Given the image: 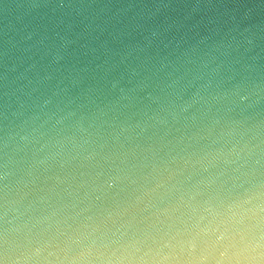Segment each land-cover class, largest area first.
<instances>
[{"label": "clouds", "instance_id": "obj_1", "mask_svg": "<svg viewBox=\"0 0 264 264\" xmlns=\"http://www.w3.org/2000/svg\"><path fill=\"white\" fill-rule=\"evenodd\" d=\"M0 264H264V0H0Z\"/></svg>", "mask_w": 264, "mask_h": 264}]
</instances>
